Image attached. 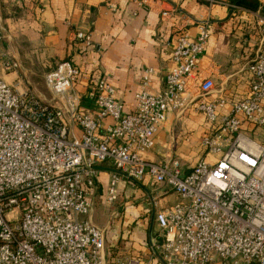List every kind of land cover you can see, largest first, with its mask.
I'll return each instance as SVG.
<instances>
[{
  "label": "built area",
  "instance_id": "obj_1",
  "mask_svg": "<svg viewBox=\"0 0 264 264\" xmlns=\"http://www.w3.org/2000/svg\"><path fill=\"white\" fill-rule=\"evenodd\" d=\"M256 27L259 45L241 70L242 97L216 89L211 72L200 69L211 36L210 23L202 21L194 40L182 28L176 33L159 93L149 91L153 70H144L130 112L104 77L84 79L68 62L44 78L53 105L20 91V81L3 79L20 65L2 49L0 34V264H264V145L245 134L264 129V20L257 18ZM76 39L91 43L81 33ZM83 81L94 116L76 91ZM188 112L208 125L198 143L202 158L189 173L176 159L144 161L169 115ZM103 165L108 204L122 182L142 185L146 177L178 197L162 209L151 201L159 235L149 239L145 260L111 258L105 231L80 220L92 212Z\"/></svg>",
  "mask_w": 264,
  "mask_h": 264
},
{
  "label": "crops",
  "instance_id": "obj_2",
  "mask_svg": "<svg viewBox=\"0 0 264 264\" xmlns=\"http://www.w3.org/2000/svg\"><path fill=\"white\" fill-rule=\"evenodd\" d=\"M258 1L264 3V0ZM163 13L168 16L163 17ZM244 15L255 22L260 19L257 15L241 12L230 14L226 2L209 6L204 0H0V34L2 44L12 42L14 48L21 47L19 37L26 38L29 54L40 61L46 75L59 64L68 62L84 79L95 75L104 77L114 89L115 99L130 112L144 70H153L149 91L159 93L172 67L176 33L182 28L189 39L194 40L202 21L210 23L211 36L200 69L211 72L216 89L224 86L228 96L234 90L246 89L241 74L245 66L229 67L232 58L223 46L227 27L233 21L231 17ZM78 33L90 37L89 46L76 39ZM221 57L225 65L219 64ZM85 82L77 85L76 91L82 97V109L94 116L93 103L84 99ZM207 130L208 125L200 115L191 112L180 117L169 115L155 137L154 149L142 158L148 163L162 165L171 159L181 162V157L174 158V154H185L189 150L193 152L198 148L202 155L198 143ZM108 180L107 170H100L91 200L98 193L103 196ZM124 188L128 189L125 195L131 201L125 220L123 224L118 222V228L131 224L136 227L116 256H136L145 260L152 228L156 226L151 201H157L162 209L179 200L167 187L153 184L148 177L142 185L122 182L118 193ZM136 201L141 203L137 207ZM127 230L130 231V227ZM146 232L145 239L142 234Z\"/></svg>",
  "mask_w": 264,
  "mask_h": 264
},
{
  "label": "rangeland",
  "instance_id": "obj_3",
  "mask_svg": "<svg viewBox=\"0 0 264 264\" xmlns=\"http://www.w3.org/2000/svg\"><path fill=\"white\" fill-rule=\"evenodd\" d=\"M240 17L241 16H237V18L235 16L231 17L233 21L229 22L226 32L227 36L223 42L224 48H226L229 56L232 58V62L228 64L229 67L237 68L238 66L242 67L249 64L254 59L259 45L260 35L254 19H248L245 15L241 18ZM230 40H233V43H231ZM18 41H21L20 48H14L12 42H5L2 44V49L13 55L15 59L18 60L20 65V69L17 74L3 76V79L11 85L14 84V80L20 81L22 83L20 91L28 92L42 102L53 105L54 102H52V94L47 90L44 83V78L47 72L40 64V61H37L35 56L29 54L30 50L28 49L29 44L27 39L19 37ZM223 59V57L219 58L218 62L220 65H225ZM7 77L8 79H6ZM10 78L11 81L9 80ZM245 92V88L234 90L230 96L236 98L242 97ZM245 134L253 141L264 145V129L257 128L252 131H248ZM192 151L193 152L189 150V152L181 155L174 154V158L181 157V171L189 173L198 158H202L198 148ZM128 192L127 188H124L123 191H119L117 199L112 204H108L105 200L106 190L103 196H101V193H98V195L95 196V199L92 200V212H90L89 216L80 218V220L91 219V222L100 230H104L106 228L104 230L106 238L105 250L111 258H121L116 255L121 251L123 244L127 242L130 232L132 233L133 228L136 227L134 224H131L125 228V225L121 226L122 229L118 228V222L123 224V221L125 220L124 217L131 201V198H128L127 195H125ZM136 202V204L133 203L136 207L141 204L139 201ZM148 208H150V205ZM107 226L109 227L107 228ZM129 227L130 231L127 230ZM158 235L159 232L156 226H153L151 237L153 239L158 238ZM142 236L146 239L147 232L143 233Z\"/></svg>",
  "mask_w": 264,
  "mask_h": 264
},
{
  "label": "trees",
  "instance_id": "obj_4",
  "mask_svg": "<svg viewBox=\"0 0 264 264\" xmlns=\"http://www.w3.org/2000/svg\"><path fill=\"white\" fill-rule=\"evenodd\" d=\"M230 9V14L233 12H241L249 15H257L264 20V3L258 0H226ZM99 170H108L107 165L99 167Z\"/></svg>",
  "mask_w": 264,
  "mask_h": 264
}]
</instances>
